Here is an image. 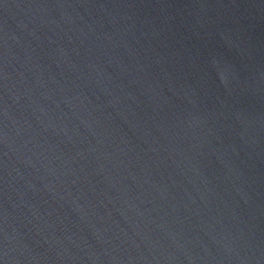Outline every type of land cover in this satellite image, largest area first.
<instances>
[{
    "label": "water",
    "instance_id": "water-1",
    "mask_svg": "<svg viewBox=\"0 0 264 264\" xmlns=\"http://www.w3.org/2000/svg\"><path fill=\"white\" fill-rule=\"evenodd\" d=\"M0 264H264V0H0Z\"/></svg>",
    "mask_w": 264,
    "mask_h": 264
}]
</instances>
